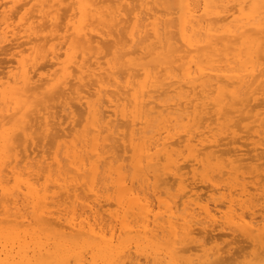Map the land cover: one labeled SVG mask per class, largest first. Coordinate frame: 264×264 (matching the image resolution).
Returning <instances> with one entry per match:
<instances>
[{
	"label": "bare ground",
	"instance_id": "6f19581e",
	"mask_svg": "<svg viewBox=\"0 0 264 264\" xmlns=\"http://www.w3.org/2000/svg\"><path fill=\"white\" fill-rule=\"evenodd\" d=\"M1 53L0 264H264V0H0Z\"/></svg>",
	"mask_w": 264,
	"mask_h": 264
},
{
	"label": "rangeland",
	"instance_id": "374dc122",
	"mask_svg": "<svg viewBox=\"0 0 264 264\" xmlns=\"http://www.w3.org/2000/svg\"><path fill=\"white\" fill-rule=\"evenodd\" d=\"M5 47H7V46H5ZM10 48V46L9 47H7V49H9ZM5 49V48H4ZM2 54V53H1ZM0 54V62L2 63V61L3 60H5V59H7L8 57L5 55V54H2L1 55ZM0 63V64H1ZM57 106V105H56ZM59 103H58V106H57V108H59ZM77 107V108H76ZM79 107H78V105H76L75 107H74V109L76 110L75 111V114H76V120L78 121V119L80 120L81 118H80V116H79V114L81 113L80 111H83V107H80L81 109H78ZM80 110V111H79ZM79 112V114H78V112ZM82 115V114H81ZM78 116H79V118H78ZM240 130H241V132L242 131H245V130H243V128H238V133L239 134H241V135H239V136H237V138L239 137V141L238 142H240V143H238V142H236V144H235V146L237 145V146H241V145H244L245 143H247V145H245V146H243V148L244 149H246V151L247 152H249L250 151V153L251 154H249V155H247V157L248 156H252V154L253 153H255V152H252L251 151V148H252V145L250 144V142H251V140L253 141V140H256L255 138H257L256 136H250L249 134H250V132H249V134H248V132H243V133H241L240 132ZM254 130V129H253ZM253 130H251V131H253ZM247 133V134H246ZM245 135V136H244ZM243 136L247 139V137H248V139H247V141H245V138H243ZM51 137L52 136H49L48 138H47V140L45 141V142H47V143H53L52 141H50L49 139H51ZM240 137H242V138H240ZM251 137H253V138H251ZM250 138V139H249ZM40 139V138H39ZM39 139H37V140H39ZM51 140H53V139H51ZM244 140V142H242ZM44 141V140H43ZM48 141H50V142H48ZM228 141H229V139H226V140H222V142L224 143L223 145H221V147H219V150L221 149V152L220 153H222V155L225 157V154L223 153V152H226V150H227V148L229 147V148H232L234 145L233 144H231L230 145V143H228ZM249 141V142H248ZM39 142V141H38ZM44 142V143H45ZM221 142V143H222ZM50 143V144H51ZM244 143V144H243ZM249 143V144H248ZM50 144H48V145H46V143L45 144H43L42 143V145L45 147V145H46V147L44 148L43 147V149L44 150H46V152H48V151H51V149L52 148H50V147H52V145H50ZM227 144V145H226ZM250 145V146H249ZM41 148V147H40ZM39 148V149H40ZM47 148L48 149H50V150H47ZM224 149H226V150H224ZM222 150H224V151H222ZM263 160H261V161H258L257 163H259L260 162V164H261V162H262ZM183 162V164L186 166V162H187V164H189V161H187V159H185V161H182ZM262 163H264V162H262ZM182 164V165H183ZM261 170L259 171V173L261 172V174H262V176L260 177V176H258L259 177V179L261 180V182L262 183H264V165H262L261 166ZM187 169V170H186ZM189 169L190 168H185L184 170H185V172L186 171H189ZM263 170V171H262ZM189 177H191V174L189 175ZM258 177H249V178H247V181L249 180V182H255V181H260V180H258ZM251 178V179H250ZM257 180H256V179ZM263 178V179H262ZM191 179V178H190ZM252 179H253V181H252ZM198 181V183H196L197 185H199L198 187H197V192H198V194L200 195L201 194V196H203L204 197V195H205V198L206 197H209L211 194L210 193H214V196H215V199H217V200H219V201H217L218 203H221V200H222V198L220 199L219 197H221V195H220V193H218V192H216V191H211V186L209 187V185H207V184H203V183H201L199 180H197ZM196 181V182H197ZM199 182H200V184H199ZM203 184V185H202ZM252 184V183H251ZM250 184V185H251ZM206 186L208 187V188H206ZM165 187V186H164ZM164 187H162V189H164ZM166 188V187H165ZM199 189V190H198ZM210 189V190H209ZM211 191V192H210ZM222 191V190H221ZM225 190H223L222 192H224ZM210 192V193H209ZM226 193H228V191H225ZM216 193H218V194H216ZM204 194V195H203ZM208 195V196H207ZM220 195V196H219ZM217 196H219V197H217ZM154 199V198H153ZM154 201H156L155 199H154ZM156 204H157V201H156ZM224 207V206H223ZM260 207L258 206V207H256L255 208V212H257L256 213V217H258L259 219H260V217H262L261 215V212H259L260 211V209H259ZM223 209H226L225 207L223 208ZM259 209V210H258ZM259 212V213H258ZM248 213V212H247ZM257 214H259V215H257ZM211 233H212V235H215V234H220V233H222V232H209L208 233V235H207V233H205L206 235H205V237H208L207 239H209L210 237H211ZM214 233V234H213ZM236 234H230V235H228V234H226V235H224V236H222V238H220L219 240L220 241H222V245L224 244H228L229 245V247H228V245L226 246L227 248H226V250L228 249L229 250V252H227V253H225L224 255H223V257L224 258H228L227 257V255L226 254H228L229 255V258L228 259H241L242 258V256L243 255H246V254H248L249 252H251L253 249H254V244H253V242H252V240L251 239H247L246 237H244V236H238V234L235 236ZM203 236H204V234L202 235V237H201V239L203 240ZM216 236V235H215ZM218 236V235H217ZM233 236V237H232ZM205 237H204V240H206L205 239ZM219 237V236H218ZM235 238V239H234ZM246 238V239H245ZM223 245V246H224ZM243 252V253H242ZM240 254V255H239ZM239 255V256H238ZM242 255V256H241ZM231 256V257H230ZM236 257V258H235Z\"/></svg>",
	"mask_w": 264,
	"mask_h": 264
}]
</instances>
